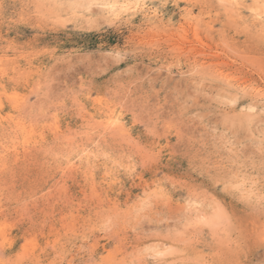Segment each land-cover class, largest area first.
<instances>
[{
	"label": "rangeland",
	"instance_id": "rangeland-1",
	"mask_svg": "<svg viewBox=\"0 0 264 264\" xmlns=\"http://www.w3.org/2000/svg\"><path fill=\"white\" fill-rule=\"evenodd\" d=\"M0 264H264V0H0Z\"/></svg>",
	"mask_w": 264,
	"mask_h": 264
}]
</instances>
